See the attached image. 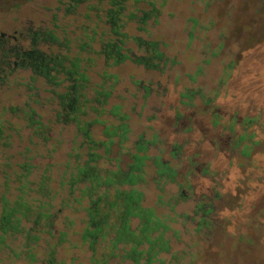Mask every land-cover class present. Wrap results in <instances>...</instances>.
<instances>
[{
    "label": "trees",
    "instance_id": "obj_1",
    "mask_svg": "<svg viewBox=\"0 0 264 264\" xmlns=\"http://www.w3.org/2000/svg\"><path fill=\"white\" fill-rule=\"evenodd\" d=\"M7 1L18 11L35 0ZM164 4L52 0L13 42L0 39V90L14 79L17 99L0 108V146L9 131L19 146L27 133L20 160L4 164L14 167L5 189L16 186L0 200V264H178L173 244H216L215 204L180 215L191 187L171 164L176 152L154 154L157 135L132 126L167 95L177 64L151 37ZM125 64L158 79L122 85L115 70ZM197 93L179 95L189 105Z\"/></svg>",
    "mask_w": 264,
    "mask_h": 264
},
{
    "label": "rangeland",
    "instance_id": "obj_2",
    "mask_svg": "<svg viewBox=\"0 0 264 264\" xmlns=\"http://www.w3.org/2000/svg\"><path fill=\"white\" fill-rule=\"evenodd\" d=\"M11 4L0 0V39L13 42L15 32L37 18L34 11L52 0H35L18 11ZM161 10L151 37L177 64L167 73V95L150 100L144 110V117L154 119H133L132 126L136 134L150 127L147 136L157 135L154 154L170 159L176 152L171 164L191 187L179 214L212 202L219 224L216 244H173L178 264H264V0H165ZM115 71L122 85L158 79L131 64ZM14 83L0 90V108L17 100ZM184 87L199 92L189 105L179 95ZM7 133V145L0 146V200L15 194L16 182L9 191L3 185L7 172L14 178V167L5 170L4 164L20 160L27 137L23 132L19 146L18 135Z\"/></svg>",
    "mask_w": 264,
    "mask_h": 264
}]
</instances>
